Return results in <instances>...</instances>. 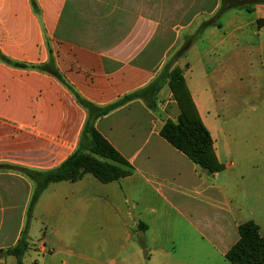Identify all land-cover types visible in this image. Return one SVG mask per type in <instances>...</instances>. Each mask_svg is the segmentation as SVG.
I'll use <instances>...</instances> for the list:
<instances>
[{
    "label": "crops",
    "instance_id": "crops-1",
    "mask_svg": "<svg viewBox=\"0 0 264 264\" xmlns=\"http://www.w3.org/2000/svg\"><path fill=\"white\" fill-rule=\"evenodd\" d=\"M219 8L220 0H0L8 60L0 59V250L27 223L34 184L19 168L61 164L87 116L38 66L51 59L78 94L102 106L149 85L193 34L174 67L222 169L207 172L158 134L179 114L170 88L154 110L133 99L95 120L132 173L48 183L21 264H232L225 253L240 223L252 220L264 235V3Z\"/></svg>",
    "mask_w": 264,
    "mask_h": 264
},
{
    "label": "trees",
    "instance_id": "trees-1",
    "mask_svg": "<svg viewBox=\"0 0 264 264\" xmlns=\"http://www.w3.org/2000/svg\"><path fill=\"white\" fill-rule=\"evenodd\" d=\"M258 3H264V0H220L218 14L235 8L251 10ZM195 37L196 34L185 36L180 48L182 53L186 52ZM0 59L8 62L1 54ZM17 65L25 67L23 64ZM38 68L52 74L66 86L76 102L85 109L87 116L77 148L61 164L44 171L19 168L20 172L29 177L34 184L27 210V223L17 243L11 248L0 250V257L14 256L16 264H21V256L28 247L27 227L32 208L48 183L62 180L73 182L85 173L92 174L102 183H108L132 173L133 166L96 129L95 120L136 98L143 100L154 110L156 101L153 97L155 98L161 86L158 75L149 85L125 94L109 104L99 106L78 94L59 73L51 59ZM175 69L169 78V86L179 107V114L175 120L166 119L160 126L158 134L200 168L209 173L220 171L222 166L215 159L212 138L195 113L182 71ZM238 233V240L225 253L226 259L232 264H264V235L259 234L257 224L252 220L242 222L238 225Z\"/></svg>",
    "mask_w": 264,
    "mask_h": 264
},
{
    "label": "rangeland",
    "instance_id": "rangeland-1",
    "mask_svg": "<svg viewBox=\"0 0 264 264\" xmlns=\"http://www.w3.org/2000/svg\"><path fill=\"white\" fill-rule=\"evenodd\" d=\"M185 38H182L181 41H179V44L177 45L176 48L173 49V51L169 54V60L167 62V64L165 65V67L163 68V70H161V72L159 73V81H160V89H158L156 95H155V98L153 97V99L156 101V105H155V108L157 109V100L159 99V93L163 90V89H166L167 87L170 88L169 86V78L170 76L173 75V73L175 72V68H178L177 66L174 67V64L175 62L180 58V57H183L185 56L186 52L182 53L180 51V48L182 47L183 43H184V40ZM180 71H182L180 68H178ZM246 108V106H245ZM161 114L163 116V113L161 111ZM162 118V117H161ZM87 231H92L91 229H87ZM42 232H40V230L38 231L37 229L35 230V236L32 238L34 239V241L36 242H40L42 241L44 238H43V235H42ZM91 232V233H92Z\"/></svg>",
    "mask_w": 264,
    "mask_h": 264
}]
</instances>
